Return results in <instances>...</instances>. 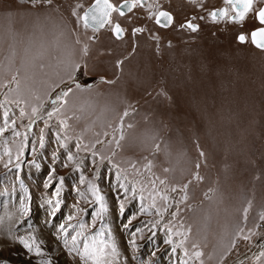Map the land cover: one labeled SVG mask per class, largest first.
Listing matches in <instances>:
<instances>
[{
  "label": "rangeland",
  "instance_id": "obj_1",
  "mask_svg": "<svg viewBox=\"0 0 264 264\" xmlns=\"http://www.w3.org/2000/svg\"><path fill=\"white\" fill-rule=\"evenodd\" d=\"M178 1L166 2L171 26L136 14L117 39L76 23L87 0H0V264H82L61 231L70 240L81 223L80 247L84 237L114 242L115 264H264V50L235 39L257 24L203 13L193 32L178 24L195 5ZM73 63L82 89L68 79ZM89 185L103 197L100 217ZM30 235L43 256L19 244Z\"/></svg>",
  "mask_w": 264,
  "mask_h": 264
},
{
  "label": "snow or ice",
  "instance_id": "obj_2",
  "mask_svg": "<svg viewBox=\"0 0 264 264\" xmlns=\"http://www.w3.org/2000/svg\"><path fill=\"white\" fill-rule=\"evenodd\" d=\"M41 0H32L33 6L40 3ZM191 2L196 3L197 0H191ZM225 4L230 6L226 8H222L219 10L212 11L209 15L212 18L213 21H217L219 19H224L227 22L233 23L238 25L241 29L244 28L245 24L249 22V19L254 21L256 24H258V27H253L249 32L240 31L237 33L235 39L240 44H245L250 42L252 45H254L256 48L260 50H264V7L257 8V4H264V0H224ZM44 3H47L49 5L52 4V0H44ZM82 7V5L77 4L76 8L72 10V16L76 17V23L79 25L82 23V26L84 29L91 28L93 32L99 31V29L104 28L106 25L110 26L112 33L115 35L117 39H122L125 33V29L121 26L118 22H113L112 20V13H118L120 16H125L126 12L131 13L134 9L140 8L142 10H145L147 13V19L154 20L156 25H159L160 27L167 28L171 26L173 23V16L171 13L159 10V3L158 0H152V2H149V0H123V2L119 5H115L110 2V0H95V3L88 8L83 15H79L77 13V8ZM155 9V10H154ZM181 28H187L193 32L198 31L199 26L196 24H193L191 21H187L185 24H182L180 26ZM146 29L143 27H134L132 29V35L136 36L139 33L145 32ZM153 39H158V37L153 36ZM89 39H95V37H89ZM76 44H80L81 41L79 37L75 40ZM82 52L84 55L88 54V45L84 44L82 47ZM123 64V61H117L116 67L119 68ZM81 72V65L79 63H73L71 64L69 70H68V79L72 81V83L75 84V87L77 89H82V86L80 83L76 82V73ZM86 74V73H85ZM15 79V77H13ZM101 81L105 83H112L113 81H107L104 80L103 77H101ZM59 85H57L58 87ZM73 91L72 87H68L66 90H61L53 99L52 103L55 105L59 102L66 103V97L69 96V94ZM59 111V108H54L52 111L48 112L47 115L49 118H52L57 112ZM38 112V108L33 107L32 113L33 116H35ZM21 116L24 115L23 109H21ZM128 112L125 111L124 116H127ZM5 118V128H0V134H2L6 128L8 127V114L7 112L4 113ZM12 124H15V121H12ZM60 124L67 127V123L63 120L60 121ZM131 127V125H129ZM16 135H19V133H16ZM123 135H121L120 139H123ZM99 142V141H98ZM41 146H43V137H41ZM117 146H119V141H117ZM62 147H67L66 144L62 143ZM81 145L79 143L76 144V148L79 150ZM95 155V153H93ZM203 155V153H201ZM73 156L71 153L68 154V160H72ZM199 165H197V168ZM119 175V174H118ZM195 179L199 180L201 177L196 174ZM83 182V178H82ZM160 183H164V181H160ZM48 185L46 184L45 187ZM124 187V185H121ZM187 188V185H185V189ZM176 189H173L175 191ZM89 191L92 193L94 197H96V200L100 202V211L97 212V217H100L101 214L106 211V206L103 204V197L98 194V190L92 186L89 185ZM125 191H128L127 188H125ZM59 192V189H57V193ZM133 192H135V189H133ZM83 195V193H81ZM186 199V196L184 197ZM141 199L143 200L144 197L141 195ZM162 199L167 200V197H162ZM51 203V201H49ZM60 204V201H56L55 208H58ZM154 206V203H153ZM142 211H146V209H141ZM120 211L123 213L124 211V204H120ZM159 211V210H158ZM246 211L245 210V219L246 217ZM74 217L70 216L68 219L72 220ZM261 219H264V216L261 217ZM68 227H75L73 225H69ZM80 231H77L75 235H71V238L69 240V233L68 229L61 225V231L63 232V242L64 246L67 249V254L69 256L73 257V260H76L77 258L79 261L82 262V264H89V261H91V264H115V261L117 260L119 253L116 249L115 243H109L106 244L103 240L98 241L96 237H84L83 247H80V241L79 238L84 236V229L86 228V225L81 223L79 224ZM103 232V229H101L100 233H97L96 236H100ZM179 234V233H178ZM247 238V237H245ZM91 240V243L89 242ZM19 244L23 246L24 249H26L29 253H34L37 256H43L44 252L40 247V244L43 243V241H37L35 236H28V237H19ZM133 244V247L135 246L134 241L131 242ZM166 243L171 244L172 241L168 240ZM183 241H181V244L178 246H182ZM106 249H110V251H106ZM175 251V248L173 249ZM185 255H188L187 250H185ZM194 257L199 259L203 253L200 251H196L192 254ZM261 255H264V253H261ZM40 264H52V261L50 259H44L40 261ZM183 264H188L187 261H184ZM201 264L203 262L201 261Z\"/></svg>",
  "mask_w": 264,
  "mask_h": 264
},
{
  "label": "flooded vegetation",
  "instance_id": "obj_3",
  "mask_svg": "<svg viewBox=\"0 0 264 264\" xmlns=\"http://www.w3.org/2000/svg\"><path fill=\"white\" fill-rule=\"evenodd\" d=\"M175 0H158V3H159V10H164V11H167L169 13H171V15L173 16V22L176 18L175 16V10L173 8H171L169 5H166V2L170 3V2H174ZM209 1H213L212 3H207ZM111 3L115 4V5H119L123 2V0H110ZM149 2H152V0H149ZM181 6L185 5L187 7V4H192V6L195 5V7L193 8V11H187L186 12V17L182 20L181 24H178V26H181L182 24H185L187 21H191L193 24H196V25H200L199 23V20H197L196 18H199L201 17V15L203 13L205 14H210L212 11H215V10H219V9H222V8H226V7H230L228 5L225 4L224 0H197L196 3H193L191 2V0H179L178 1ZM95 3V0H87V2L81 7L80 11L78 12V14L80 15L81 12L89 5H93ZM263 4H259L257 6V8L261 7ZM155 10V9H154ZM141 17L143 16L144 14L147 15L146 11L145 10H142L140 8H136L133 10V12L131 13H127L126 12V15L125 16H120L118 13H112V20L113 22H118L121 24V26L125 29V25L124 23L122 22V18L126 17V19H129L131 16H134L136 15ZM210 16V15H209ZM153 23L155 24L154 20H152ZM82 24V23H81ZM159 26V25H157ZM259 25H255L253 27H258ZM160 27V26H159ZM252 28H250L251 30ZM89 30L92 31L91 28H89ZM106 30L107 32H109V34L111 36H113L114 38L115 35L112 33L111 31V28L110 26L106 25L104 28H101L99 29V31H96V32H100V31H104ZM249 30V31H250ZM250 38V37H249Z\"/></svg>",
  "mask_w": 264,
  "mask_h": 264
},
{
  "label": "bare ground",
  "instance_id": "obj_4",
  "mask_svg": "<svg viewBox=\"0 0 264 264\" xmlns=\"http://www.w3.org/2000/svg\"><path fill=\"white\" fill-rule=\"evenodd\" d=\"M2 224L4 225V227H6L8 229L11 228L10 226L13 224L12 217L10 218L8 216V213L7 212H4V214H3ZM0 242H3V239L1 237H0Z\"/></svg>",
  "mask_w": 264,
  "mask_h": 264
},
{
  "label": "water",
  "instance_id": "obj_5",
  "mask_svg": "<svg viewBox=\"0 0 264 264\" xmlns=\"http://www.w3.org/2000/svg\"><path fill=\"white\" fill-rule=\"evenodd\" d=\"M91 6H92V4L89 5V6H87V7L81 12L80 15H83V13H84L88 8H90ZM261 7H264V4H263Z\"/></svg>",
  "mask_w": 264,
  "mask_h": 264
}]
</instances>
